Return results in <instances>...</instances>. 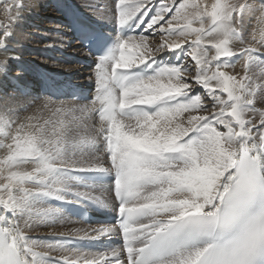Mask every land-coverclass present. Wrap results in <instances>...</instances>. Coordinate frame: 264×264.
<instances>
[{
	"label": "snow or ice",
	"instance_id": "snow-or-ice-1",
	"mask_svg": "<svg viewBox=\"0 0 264 264\" xmlns=\"http://www.w3.org/2000/svg\"><path fill=\"white\" fill-rule=\"evenodd\" d=\"M4 2L7 50L27 5ZM103 18L114 38L88 26L80 37L101 53L89 102L33 96L19 77L0 88V264H264V52L252 46L264 47V0H113ZM237 56L243 75L224 70ZM84 173L112 181L116 222L31 238L25 228L63 215L50 198L108 206L77 190L96 186ZM102 237L119 246H72Z\"/></svg>",
	"mask_w": 264,
	"mask_h": 264
},
{
	"label": "bare ground",
	"instance_id": "bare-ground-1",
	"mask_svg": "<svg viewBox=\"0 0 264 264\" xmlns=\"http://www.w3.org/2000/svg\"><path fill=\"white\" fill-rule=\"evenodd\" d=\"M40 3L41 4H39V2L35 3L37 6V11L34 10L36 8L33 10L30 8H24L22 12V18L19 21L21 25H27L30 30L34 32L24 35L25 39H31V42H23L22 40L16 39L15 37V39H10L9 42H7V50L0 48V61H2V63L5 61L7 62L8 71V77L6 79L3 77V73L0 72V85L2 86L0 88H3L5 85H7L8 89L6 90L10 91L11 85L17 83L15 78L19 77L20 86L31 92L33 96H39L38 94L42 88L48 87L49 85L53 86L59 92L65 91L67 85L81 86L82 88H91L92 90H95L94 72L96 60L85 54L84 50L81 49V46H79V42L70 43L71 38L74 35L71 25L74 22L75 15L84 14L88 19L96 21L103 28L114 29L115 25L103 18L104 16H110L111 12L103 11L104 15H100V13L95 12L94 10L89 12L85 7L78 6L76 3H73L70 0H64L61 14L58 13V5H52L46 3V1H44V3L41 1ZM256 15L258 16L259 13ZM253 18H255V23L257 25L256 17ZM65 20H70L69 23L67 22V25L63 24ZM21 34L22 32L18 34V37H22L23 35ZM148 42L152 47H155L160 43V41L154 42L151 41V39H148ZM236 47L238 49L240 45L236 44ZM162 57L163 56L158 54V59L161 60ZM25 66H27L28 69H26L27 67ZM192 75H194V73ZM85 183L106 185L108 182L93 183L85 181ZM106 187L108 188V186ZM95 195L102 198L108 197V201H110L112 198V193H110L108 190L104 191L99 189ZM62 216H64L66 219H69V223L65 228L56 231L59 233H68L72 229H92L102 226L101 224L88 225L82 223L64 211ZM71 220H74V222H71ZM43 225L44 224L41 221L34 222L31 227L25 228V231L30 236V233H39L40 227ZM33 239L41 242V238L35 237ZM80 241L82 240H75L72 242V244H76ZM79 250L84 252H96L94 250H84L81 248ZM36 251L44 252L40 248H36ZM55 253L56 254L52 253L50 255H61V252Z\"/></svg>",
	"mask_w": 264,
	"mask_h": 264
},
{
	"label": "rangeland",
	"instance_id": "rangeland-1",
	"mask_svg": "<svg viewBox=\"0 0 264 264\" xmlns=\"http://www.w3.org/2000/svg\"><path fill=\"white\" fill-rule=\"evenodd\" d=\"M36 1L39 2V4H41L40 3L41 1H42V3H44V1H46V3L52 4V5H56V6L58 5L57 6L59 8L58 9L59 10L58 13H61L62 14L61 11H62V5H63L64 0H24L25 4L26 5L28 4L25 8H30L31 10H33L34 8H36L34 10L37 11V6L35 4V3H37ZM70 1H72L73 3H76L78 6L85 7L86 10L89 11V12H92L94 10L95 12L100 13V15L101 14L104 15L103 14L104 13L103 11H109V12H111L112 4H113V0H70ZM200 2L202 4H205L206 3V4H208L210 6L214 2V0H200ZM233 2H234V0H233ZM7 3H11V0H7ZM255 3L257 5H259L260 0H255ZM32 4H35V5H32ZM5 9H6V3L4 2V0H0V26H6L8 24V22H9L8 21V13L5 11ZM14 13H15V9H13V14ZM69 21H66L65 20L63 24L64 25H67V22L69 23ZM205 23L207 24L208 21H205ZM245 24H246L245 32H244L245 43L246 44L252 43V41H251V35L250 34L253 32L254 29H257L258 28L257 25H256V23H255V18H251L250 20H246ZM194 26H199V25L196 24ZM21 32H22L21 35H23V36L22 37L21 36L18 37V34L21 33ZM30 33H34V32L32 30H30V28L27 25H23V24L21 25V23L18 22L14 26L13 35H12V37L10 39H15V37H16V39H20L23 42H27L28 43V42H31V39H27L26 40L25 37H24V35H28ZM144 34L147 35L149 37V39H151V41H154V42L155 41H160V39H161L160 36H154V35H152L149 32H146ZM37 35H39V34H37ZM0 38H2V37H0ZM191 38H194V37H191ZM172 39H177V37H173ZM9 40L7 42H9ZM70 43H75V41L73 40V37L71 38ZM252 46L257 47V48H259L260 51L264 52V47H261L259 44L253 43ZM213 51L214 50H211L210 49V54ZM170 59L173 60V61H175V57H170L168 55L163 56L161 60L162 61L163 60L167 61V60H170ZM187 62L189 64L194 65V62L191 61L190 58L188 59ZM0 63H2V61H0ZM243 63H244V61H243V59L241 57H239V56L234 57V58H232L231 62L229 63V66L227 68H225L224 70L228 71L230 74L243 75V72H244ZM25 67H27V66H25ZM26 69H28V67ZM254 70L257 71V72L259 71L258 68L257 69H254ZM193 73H194V70L192 72H190V73H187V75H192ZM0 87H2V86L0 85ZM41 87H39V88H41ZM38 95L41 96V98H43V96L46 97L45 95L41 94V91H40V93ZM59 101L69 102V100H67V99H61ZM70 101H72V100H70ZM78 103H80V102H78ZM81 103H87V102H81ZM21 114L24 115V113H21ZM43 115H44L45 118H47V115L48 114L47 113H44ZM3 155H4V150H0V157H2ZM106 186H108V188ZM110 186H112V184H110ZM110 186L108 185V183H106V185H96L95 187H92V188L80 187L77 190L84 191V192H91L93 195H95V193L98 192L99 189L100 190H104V191L105 190H108L111 193ZM29 187H30V185H29ZM51 199H53V198L48 199V202L47 203L49 205L53 206V207H56V206H54L51 203ZM68 199H70V197H68ZM45 206H47V205H45ZM41 222H43V224H44L42 227H40V230L41 231L39 230V233H34V234L33 233H30V237H33V238H35V237L41 238V242H43V243H50V242H55L57 239H59L58 236H53L52 234L53 233H59V232H56V231L65 228L68 225V223H69V219H66L64 216L60 215V216L56 217L52 222L51 221L50 222L48 221L49 223L48 222H45V221H41ZM71 222H74V220H71ZM49 230H51V231H49ZM40 233H41V235H40ZM38 248L42 249L44 252H46V251L49 252V254H52V253L53 254H56L55 252H61L59 249H57V250H49V249H47L45 247H38Z\"/></svg>",
	"mask_w": 264,
	"mask_h": 264
}]
</instances>
